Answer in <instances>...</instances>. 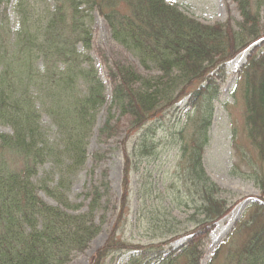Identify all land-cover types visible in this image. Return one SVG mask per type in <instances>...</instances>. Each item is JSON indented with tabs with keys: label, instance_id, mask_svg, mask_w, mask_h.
<instances>
[{
	"label": "trees",
	"instance_id": "16d2710c",
	"mask_svg": "<svg viewBox=\"0 0 264 264\" xmlns=\"http://www.w3.org/2000/svg\"><path fill=\"white\" fill-rule=\"evenodd\" d=\"M232 1L239 21L210 25L165 0H0V126L8 129L0 132V264H69L107 223L110 207L116 212L111 229L87 264H106L122 255H127L124 264H200L209 232L231 209L222 197L225 191L206 176L201 163L210 102L217 95L215 76L250 47L236 89L242 95L243 132L264 165V0ZM9 4L13 24L6 14ZM93 13L105 21L112 40L149 71L141 74L121 61L107 67L111 99L97 141L116 137L121 119L127 122L118 147L123 163L117 205L111 204L105 173L80 195L82 201L67 197L106 103L104 82L87 55ZM184 98L192 108L206 101L189 118V139L180 141L179 150L183 202L193 210V227L138 211L137 235L143 241H127L122 230L130 213V139ZM42 116L50 120L46 129ZM176 134L183 139L182 131ZM154 146L142 136L136 153L149 157ZM92 158L96 165L103 155ZM45 164L51 166L43 173L51 177L39 175ZM259 182L264 195V181ZM250 208L231 232L245 229L246 242L234 248V234H229L215 248L211 264H264V200ZM179 238L187 239L173 248Z\"/></svg>",
	"mask_w": 264,
	"mask_h": 264
},
{
	"label": "rangeland",
	"instance_id": "374dc122",
	"mask_svg": "<svg viewBox=\"0 0 264 264\" xmlns=\"http://www.w3.org/2000/svg\"><path fill=\"white\" fill-rule=\"evenodd\" d=\"M165 1L178 5L182 12L204 24L223 23L230 18L236 22L240 19L236 3L232 0ZM6 14L13 24L15 16L12 13L11 4L7 6ZM90 29L92 37L87 55L91 58L99 78L104 82L106 103L96 116L91 137L86 146L87 159L85 165L71 176L67 197L72 203L82 201L80 195L92 184H99L103 177L102 174L105 173L104 178L108 184L111 204L117 205L120 198L123 163L118 147L125 135L127 122L125 119H121L119 134L116 137L105 142L97 141V132L105 121L111 99V86L107 81V67L112 66L114 61H121L132 64L141 74L147 75L149 71H145L136 58L112 40L107 24L97 13H93ZM77 48L81 50L80 46ZM246 55L247 51L238 55L226 64L222 73H217V77L215 76L217 95L210 102L212 116L206 130V143L202 149L201 163L206 176L225 191L222 197L230 203L231 209L209 232V240L205 244L204 255L200 264H211L215 248L229 234H234L231 241L234 248L243 245L246 242V236H248L247 231L242 228L238 233L231 232L239 220L247 219L249 211H252L249 206L253 201L264 200L259 182V179L264 181V165L256 157V151L251 147L243 132L242 95L239 88L236 89L238 74L241 66L245 63ZM239 61L240 64L237 65L236 63ZM204 102L206 101L202 99L200 105L192 108L188 104L190 103L188 98H184L177 104L176 109L167 111L147 130H139L131 137L129 151L133 160V170L130 175V213L128 223L122 230V237L125 240L135 242L141 239L137 235L140 230L136 228L138 211L144 212L141 214L145 215L149 213V215L170 216L181 222L179 227L187 230L192 229L193 222L189 220V216L193 210L187 208L183 202L187 197L181 187L182 180L179 177V163L181 161L179 150L180 141L185 143L189 139L186 133L189 118L199 108L203 109L206 105ZM188 114L189 117L187 118ZM41 122L45 129L50 126V120L45 116H42ZM3 131L8 132V129L0 126V132ZM180 131L184 134L182 140L176 134ZM145 135L155 146L150 148L151 156L141 155L140 157V154L136 153L135 145ZM95 153L103 155L101 161L96 165L92 158ZM50 166V164H45L39 171V175L43 171H49ZM46 175L52 176L44 172L42 177ZM39 194L47 203L55 205V202L42 191ZM144 195H149V197L139 199L140 196ZM110 209L105 213L107 223L102 226L99 234L93 238L87 249L76 254L69 264H87L95 250L106 241L116 213L112 212V207ZM186 239L179 238L171 246L178 248ZM126 259L127 255H122L113 261L108 260L106 264H124Z\"/></svg>",
	"mask_w": 264,
	"mask_h": 264
},
{
	"label": "bare ground",
	"instance_id": "6f19581e",
	"mask_svg": "<svg viewBox=\"0 0 264 264\" xmlns=\"http://www.w3.org/2000/svg\"><path fill=\"white\" fill-rule=\"evenodd\" d=\"M236 64H237V65H239V64H240V61H239V62H237Z\"/></svg>",
	"mask_w": 264,
	"mask_h": 264
}]
</instances>
